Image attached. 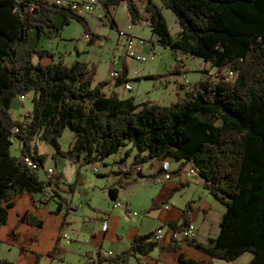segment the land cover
Wrapping results in <instances>:
<instances>
[{
  "label": "trees",
  "instance_id": "obj_1",
  "mask_svg": "<svg viewBox=\"0 0 264 264\" xmlns=\"http://www.w3.org/2000/svg\"><path fill=\"white\" fill-rule=\"evenodd\" d=\"M97 2L113 29L118 25L111 9L123 3L132 25L146 22L157 42L172 51L175 75L182 74L180 55H188L216 69V77L192 87L184 84L190 91L169 106L151 100L137 103L135 97L121 99L117 93H107L109 81L95 83L94 65L84 61L69 65L63 58L56 61L49 50L30 48L32 32L40 38L58 32L55 15L64 19V25L80 23L85 35L92 36L89 44H97L101 38L91 33L83 15L57 6L54 0H0V231L9 224L20 195L28 194L35 207L59 203L55 214L63 211V203L69 204L54 187L59 176L51 184L53 195L46 199L50 184L39 173L48 157L39 153L37 142L56 149L55 159L76 163L84 159L88 165L127 149L116 163L118 169L126 166L134 151L131 172L155 161L192 165L205 189L226 208L221 230L208 243L193 239L164 245L155 240V233L138 235L128 250L115 257H103V251L96 256L89 253L83 264H130L133 258L144 264L142 259L157 249L179 254L180 264H214L188 258L181 252L183 246L227 264L247 254L253 256L248 264H264V0H162V6L176 16L181 29L177 36L171 35L155 0ZM46 58L51 59L49 64L41 62ZM228 72L235 77L230 79ZM128 77L129 67L124 64L116 88L123 87ZM30 94H34L33 110L24 122L17 120L13 101ZM67 129L76 136L69 151H64L60 139ZM17 141L22 146L19 156L12 153ZM138 176L144 178L142 173ZM125 179L109 187L112 203L135 181L127 175ZM55 186L59 188V182ZM195 209L189 202L181 221L168 224L170 229L189 228ZM18 217L20 224L37 229L45 225L30 211ZM58 243L49 258L60 250ZM3 263L8 264L0 260Z\"/></svg>",
  "mask_w": 264,
  "mask_h": 264
},
{
  "label": "rangeland",
  "instance_id": "obj_2",
  "mask_svg": "<svg viewBox=\"0 0 264 264\" xmlns=\"http://www.w3.org/2000/svg\"><path fill=\"white\" fill-rule=\"evenodd\" d=\"M155 1L161 7L171 35L177 36L181 29L176 20V16L171 10L162 6V0ZM111 15L115 18L118 29H113L111 27L108 18H106L107 12L103 10L100 3L96 5L93 13L83 14L92 30L91 33L101 38L95 45H90V41L85 39V29L80 23L73 22L71 25H64L63 19L55 15L54 22L59 28V33L54 36H43L41 43L38 45L39 49L51 51L56 61L63 58L69 65H72L75 61H84V63L91 66L94 65L98 70L95 83L96 81L101 83L109 81L113 86L115 84L110 78L112 72H123L124 64L129 61L127 64L130 78L133 79L136 77V73H139L140 77L138 80H132L130 82L133 92L125 90L124 86L120 88L117 87L116 90L124 97H135L138 103L151 100L169 106L178 101V94L184 93L181 85L185 84L186 80L189 81L190 86H193L200 80L216 77V69H212L204 60L193 58L188 55H180L182 60L180 64L182 74L175 75L172 73V67H174L177 62L172 51L157 43L155 37L152 35L153 32L150 26L146 24V22H142L137 26L132 25L129 19L130 16L127 6L124 3L119 7H113L111 9ZM120 32L130 34L131 36L142 37L148 42L153 40L156 45L155 61L138 63L127 59L125 57L124 46L120 44V42L123 41V39L120 38ZM35 44L36 37L33 39L31 46L34 47ZM150 45L151 44H149V46ZM150 48L151 46L148 48L149 51ZM35 61L38 62L39 58H36ZM41 62L43 64H49L51 59L46 58ZM148 76H155L157 78L155 80L143 79ZM33 97L34 94H30L27 96L26 101H23L21 97L13 101L12 112L17 120L24 122L28 114L32 112L34 105ZM75 136V133L71 130L67 129L65 131L60 139V144L64 151H69L75 140ZM37 143L39 153L47 155L48 157L44 170H41L39 173L40 177L45 179V170L49 167L54 169V175L56 177V169L60 174V179L58 178L56 181L59 182V187L65 195L66 200L73 206V208H69V205H67L66 209H64L66 214L67 212L70 214L67 217V221L69 219L73 222L72 225L66 229V233L72 241L66 246L67 250L65 256H63L62 259L58 257V259L52 263L49 255L55 248L58 235L60 234V226H62L66 215H50L44 209L40 214L45 221L44 228L35 229L24 225L19 229L20 240L17 239L19 245L14 247L15 235L13 234V229L18 224L17 214L20 213L22 215L32 208L28 194L20 195L16 200L17 206L10 211L11 217L9 224L0 231V260H4L8 264H37L38 255L41 256L39 264H83L88 260L86 254L92 252L87 250L96 251L97 248H99L98 245L101 242L102 232L104 231L102 220L95 217H100V213L103 211H108V213L113 212L116 217H122V224H125L124 226L129 228L131 226V221L138 223L139 220L145 216L147 211H149L151 206H153V197L159 198L162 195L170 194L173 188L172 186L179 181L173 178V180L169 181L167 184L156 185L152 180H147L145 183H139L129 188L127 191L122 190L118 199L119 202H125L122 200V197L129 199L131 201L129 204L130 209L140 214V216L137 217H124L125 214L123 215V213H125V210L122 208L114 210V203L111 202L109 194V187L113 186L114 182H116V179L111 177L120 175L117 169H112L114 167V160L119 157L120 152L117 155L109 156L106 162L88 165L84 159H81L79 163L70 162L63 157H57V159H55L54 157L57 155L56 149L46 143ZM21 149L22 146L17 141L12 149L13 155L19 156L21 154ZM94 167L99 169V174L94 172ZM105 172L111 177L108 178V176L104 174ZM123 178H125V176H123ZM199 178L204 185L203 179L201 177ZM197 185V183L193 184V187L188 190L187 193L184 192L186 191L185 188L174 194V196H176L174 200L175 207H173V209L171 208L173 217H177L178 214H180L182 206H184L189 199V202H194V207L197 208L195 212L202 209L201 206L196 205L201 195ZM71 187L73 191L70 189ZM208 195L210 199H213V196L210 194ZM192 198L193 200H191ZM51 202L52 201H49V203ZM205 202L211 205L208 201ZM51 206L54 209L56 204L52 203ZM207 206L208 205H206L207 211L211 213L210 221L213 222L214 226L218 225V228L222 220V215L226 212V208L216 202L212 203V207ZM200 215L201 214L198 215V218ZM130 218L131 221L129 220ZM148 224L150 225L151 221H149ZM93 228L95 229V233L99 236L97 241L93 239L91 234ZM205 228L207 229V227ZM9 233L10 235H8ZM35 235H38L39 238H35ZM62 245L65 248V245ZM106 246H108V244H106ZM103 252H109V250L106 248ZM185 254L188 258L200 260L209 258V256L201 253L195 248H186ZM178 257L179 254L177 253H162L157 249L150 256L143 258L142 261L144 264H180L177 260ZM83 258L84 261L82 262ZM251 258H253V256L247 254V257L242 258L235 264H247ZM218 262L227 264L223 261ZM130 264L139 263L136 258H133Z\"/></svg>",
  "mask_w": 264,
  "mask_h": 264
},
{
  "label": "crops",
  "instance_id": "obj_3",
  "mask_svg": "<svg viewBox=\"0 0 264 264\" xmlns=\"http://www.w3.org/2000/svg\"><path fill=\"white\" fill-rule=\"evenodd\" d=\"M60 18H62V17L60 16ZM63 21H64V19H63ZM55 26L59 30V28L56 25V23H55ZM58 33H59V31L58 32H52V33H49V35L54 36V35H57ZM122 33H124V32H120V38H122L123 41H121L120 44H121V46H124L125 47V45L123 44L124 43V37L121 36ZM124 34H127V33H124ZM45 36H48V35H45ZM35 37H36V44H35L34 47H32L31 44H32L33 39ZM42 38L43 37L40 38L37 35L36 32H32L31 33V44H30V48L31 49H39V46L38 45L41 43V39ZM155 39L157 41V38L156 37H155ZM152 41L153 40H151V43H154V41L153 42ZM124 52H125V50H124ZM125 57L130 60V58L127 57L126 54H125ZM130 61H132V60H130ZM127 62H129V61H127ZM127 62H126V64H127ZM128 79L131 80L130 73H129ZM97 83H101V82L96 81V84ZM114 86L110 84L106 88L107 93H111V92L117 93L120 96L121 99L129 98V97L122 96L116 90L117 89L116 88V85H114ZM181 88L184 91V93H180L178 95H182L183 96V95L187 94L190 91V88L187 87L184 84L181 85ZM130 92H133V88H132V90ZM123 95H125V94H123ZM142 102H144V101H142ZM126 151H127V149L122 150V152H120L119 157L116 160H114V167L112 169H114V170L117 169L118 170V166H116V163L118 161H120L124 157V154H125ZM136 153H137L136 151H134V153H132L131 158L125 163V165L131 166V164L133 163V160H134V157H135ZM165 166H168L169 169H166ZM111 167H112V165H111ZM111 167H108V168H111ZM49 168H51V167H49ZM163 169L165 171H163ZM193 169L194 168H193L192 165H189V166H186L185 167V166H182L181 164L174 163L171 160L165 161L163 163L155 161V162H152L150 164L145 165L142 168V172H143L142 175H143L144 178L137 176L136 178H134V180H135L134 182H132L133 181L132 180L130 182V185L125 186V188L122 189V190L127 191L129 188H131V187H133L135 185H138L139 183L143 184L147 180H152L153 182H155L156 179L163 177L164 174H166V173H168L170 171L173 174L178 171L179 174H177L175 176L173 175V176H174V178L178 179L179 181L172 186L173 188H172V191L170 192V194H168V195H162L159 198L157 197L158 199L156 197H153L152 198L153 206H151V208L149 209V211H147V213L145 214V216L141 220H139L138 223H135V222L131 221V218H130L129 220L131 221L130 222L131 223V226L129 228L125 227L124 226L125 224H122V217H120V216H117L116 217L113 214V212H109L108 213V211H103V212H107V213H103V212L100 213L101 214L100 217H98V216L97 217L92 216V217H95V218H100V220H102V223H103V220L104 219H107L109 221V227L107 229H105L103 227L104 228V231L102 232L101 242L98 245L99 248H97L96 251H94V250H87V251H92L90 254H94V256H96V254L99 251H104L107 248V250H109V252L118 255V254L122 253L123 251L128 250L130 248V246H131V243H133L135 241V239H136V237L138 235L145 236V235H148L150 233H154L157 230L162 229V228L167 232V238H166L165 242H162V244L167 245V244L171 243V229H170V226H168V224L169 223H172V222H180L181 221L182 214H183V212H184V210L186 208L187 203L190 201V199L184 204V206H182L181 212H180V214H178L177 217L176 216L173 217L172 216L173 212L171 211V209L170 210L165 209L164 208V204L165 203H170L172 205V209H173V207H175L174 200L176 199V196H174V194L177 192L176 189L179 188L181 190V189H185L186 188V191H184V192L187 193V191L190 190L193 187V184H196V183L198 184L197 185L198 191L201 194L200 195V200L198 201V204L196 203V205L201 206L202 209L201 210H198V212H195V210H197V209H195L193 211V213L191 214V222L193 224H195L199 228L198 235H197V239L200 240V242H204V243H208L211 239H214V238L216 239L218 237V235H219L220 230H221V222H220V226L218 228H217L218 225L217 226L216 225L214 226L213 222L210 221V215H211V213H209L207 211L206 205L212 207V203H214V202L218 203V202L216 201V199L214 197H212L213 199H210V197L208 195L209 192L204 187L205 184L204 185L202 184L200 178L198 177V175H196L194 173ZM55 171H56V178H57L58 176H60V174L57 172V170H55ZM108 171H110V170H108ZM104 174H106L108 176V174L106 172ZM110 177L111 176H108V178H110ZM111 178H115L116 179V182H114L113 186L117 185V183L120 182V181L127 182L126 179L123 178L122 175H116V177H111ZM43 180H45V179H43ZM56 180L57 179L54 180V187L60 193L61 197L65 198V195L63 194L61 188L60 187L58 188V187L55 186ZM172 180L173 179H171L169 181H172ZM169 181H166L164 183L167 184V183H169ZM164 183H162V184H164ZM156 185H158V184L156 183ZM180 190H178V191L180 192ZM184 192H181V193H184ZM37 199L38 198H36V200ZM29 200H30V203H31V197L30 196H29ZM122 200L125 201L124 203H126V204H130L131 203V201L129 199H126V198H123L122 197ZM191 200H193V198ZM205 201H208L211 205H209ZM52 203L53 204H56V207L54 209L51 206ZM59 205H60L59 203L51 202L48 205L37 204V207H35L31 203V207L32 208L30 210H28V211L35 213V215L38 216L39 218H41L42 220H43V217L40 214H41V211L44 210V209L50 215H60V216L61 215H64L65 216L66 213H65V210L64 209H66V206L67 205H65L64 203H63V205H64L63 211L61 213H59V214H55L56 211H58ZM68 205H69V208L70 207L73 208V206H72L71 203H69ZM16 206H17V201H16ZM114 210H116V209H114ZM196 213L198 215L201 214L199 216V218H198V215ZM19 214L20 213L17 214L18 224L13 229V234L15 235L14 236V242H15L14 247L17 246V245H19V241H17V239L20 240V238H19L20 237L19 229H21L24 225L28 226L27 224H20L19 217H18ZM123 215H124V217L127 216L126 211H125V213H123ZM10 217H11V214H10ZM149 221H151V224L150 225L148 224ZM72 223L73 222H71V220L68 219V221H67V219L64 218L63 224H62V226H60V234L58 235V238H57V241H56V244H55V247H56L57 246V243L59 242L58 243V247L60 248V250L57 252V255H55L53 258H50L52 263H54L58 259V257H60L59 259H62V257L65 256L66 250H67L66 249L67 248L66 246L69 245V243L72 241L70 239L69 235L66 233V229L69 226H71ZM29 227H31V226H29ZM205 227H207V229ZM31 228H35V227H31ZM35 229H37V228H35ZM91 234H92V237H93V239L95 241H97L99 239V236H98L97 233H95V229L94 228L92 229ZM8 235H10V233ZM35 238H39L38 235H35ZM62 244L65 245V248H64V246ZM106 244H108L109 247L106 246ZM21 248H24V247H21ZM186 248H192V247L183 246L181 252H185V249ZM164 253H167V252H164ZM59 254H62V255H59ZM87 255H89V254H86V258H88ZM244 257H247V255H243L239 259V261L242 258H244ZM191 259H194V258H191ZM252 259L253 258H251L250 261H252ZM197 260H200V259H197ZM83 261H84V258H83L82 262ZM200 261H206V262H210L211 261L214 264H222L221 262H218V261L213 260L211 257H209L207 259H204V260H200Z\"/></svg>",
  "mask_w": 264,
  "mask_h": 264
},
{
  "label": "built area",
  "instance_id": "obj_4",
  "mask_svg": "<svg viewBox=\"0 0 264 264\" xmlns=\"http://www.w3.org/2000/svg\"><path fill=\"white\" fill-rule=\"evenodd\" d=\"M54 2L56 3L57 6L64 8V9H68L71 10V12H74L76 14H81L83 15L84 13L86 14H90L93 13L95 11V7L97 4H99L97 2V0H54ZM121 36L124 37V50H125V54L127 57L130 58V60L132 61H136L138 63H148L151 61H155V44L151 43L150 41H146L144 38L142 37H136V36H131L130 34H124L122 33ZM85 39L90 41L91 40V35L90 34H86L85 35ZM149 44H151V48L149 51ZM149 51V52H146ZM179 60L181 61V58H179ZM136 77H134L133 79L129 80L125 85V90H132V86L130 85V82L132 80H138L140 75L139 73L135 74ZM227 76L232 79L235 77V75H232V72H228ZM119 77H121V72L115 71L112 72L111 74V80L114 82V84L117 82V80L119 79ZM185 84H189V81L186 80ZM21 99L23 101L27 100V97H23L21 96ZM32 166L37 170V166L36 164L32 163ZM166 169H169L168 166H165ZM131 166H124L120 169H118V172L120 173V175L122 176H131L132 179L136 178V176H138L140 173H142V166H139L137 168L134 169L133 172H131ZM94 172H97V174L100 173L99 169L97 167L93 168ZM45 182L49 183L50 186L47 188L46 191V199L50 198L53 193H54V187L52 184L54 177H55V172L54 169L48 168L47 170H45ZM173 173L170 171L166 174H164L163 177L158 178L155 180V182L157 184H162L166 181H169L171 179H173ZM114 209L117 208H122L125 209L126 214L128 217H137L139 216V212H134L130 209L129 204L123 203V202H119L117 201L116 203H114L113 205ZM164 208L167 210H170L172 208L170 203H165L164 204ZM103 225L104 228L107 229L109 227V221L107 219L103 220ZM198 230L199 228L191 223L190 227L187 229H182L180 231H172L171 230V241L172 240H177V241H183V240H193V239H197V235H198ZM155 233V240L158 242H164V240H166L167 238V232L162 228L157 230ZM115 254L114 253H109V252H103V257H114Z\"/></svg>",
  "mask_w": 264,
  "mask_h": 264
}]
</instances>
